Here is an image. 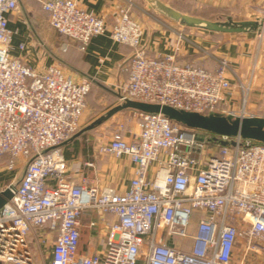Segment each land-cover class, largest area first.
Listing matches in <instances>:
<instances>
[{"label": "built area", "instance_id": "obj_1", "mask_svg": "<svg viewBox=\"0 0 264 264\" xmlns=\"http://www.w3.org/2000/svg\"><path fill=\"white\" fill-rule=\"evenodd\" d=\"M35 1L53 29L83 48L105 34L133 48L121 103L257 117L247 111L252 79L243 81L227 59L212 72L180 63L177 52L151 57L142 26L128 11L108 30L103 18L84 11L77 0ZM20 2L0 0V158L6 157L10 171L19 161L24 168L13 198L0 210V264H35V239L38 247L53 241L50 264H237L238 255L244 264L247 255L263 253V143L140 112L137 132L119 123L99 149L135 165L127 191L102 185L89 173L69 177L62 148L80 132L91 85L77 83L59 66L38 71L11 54L8 15ZM236 90L240 108L221 109ZM90 213L95 215L90 227L103 235L104 244L84 254L83 218ZM38 231L45 232L41 239ZM176 238L188 245L170 241Z\"/></svg>", "mask_w": 264, "mask_h": 264}, {"label": "crops", "instance_id": "obj_2", "mask_svg": "<svg viewBox=\"0 0 264 264\" xmlns=\"http://www.w3.org/2000/svg\"><path fill=\"white\" fill-rule=\"evenodd\" d=\"M80 7L105 20L108 30L128 11L130 16L142 26V43L151 57H163L177 52L180 63H191L209 71H216L220 59L230 61L234 71L243 81L252 79L247 111L251 115L264 118V37L251 30L242 33L213 32L199 26H188L171 19L164 7L183 14L209 19L211 16H223L224 20L239 23L260 21L263 17L264 0H77ZM206 12L209 16H206ZM262 14V15H261ZM9 28L12 31L11 54L21 57L31 67L44 71L51 65L59 66L77 83H89L91 90L87 95L86 108L81 118L80 131L86 129L97 119L122 104L119 90L128 80L125 67L133 54V48L114 42L109 34L91 39L82 47L81 43L59 34L49 23L48 15L35 0H21L19 9L8 15ZM25 48L21 49L20 46ZM226 95L221 109L237 110L241 106V92L236 90ZM140 112L125 109L114 114L103 124L84 131L62 148L69 164V177H78L82 173L95 176L102 185L112 186L119 192L129 188L135 174V165L127 158H110L100 153L103 140L100 137H88L89 132L98 127H109L122 123L123 118H137L138 123L130 127L138 131L141 121ZM116 125V126H117ZM125 137H129L125 134ZM107 143V142H106ZM108 157V158H106ZM0 191L11 183L21 179L23 167L19 161L16 171L7 169L6 157L0 158ZM93 162L94 167L86 163ZM95 215L90 213L83 218L81 251L93 254L100 251L104 244L103 235L93 231L90 222ZM38 231L40 239L45 234ZM89 243L85 246V239ZM52 244L36 247L33 250L35 264H50ZM35 251V252H34ZM243 255H241V258ZM241 264L240 258H235ZM244 264H264V252L246 256Z\"/></svg>", "mask_w": 264, "mask_h": 264}, {"label": "water", "instance_id": "obj_3", "mask_svg": "<svg viewBox=\"0 0 264 264\" xmlns=\"http://www.w3.org/2000/svg\"><path fill=\"white\" fill-rule=\"evenodd\" d=\"M163 9L171 19L179 21L182 24L188 26H199L213 32L242 33L256 30L259 32V34H264V21H243L239 23H234L231 21H210L200 17L183 14L170 8L164 7ZM125 109H135L144 113H163L164 115L189 128L206 130L214 134L224 136H241L244 139L264 144L263 117L257 116L231 119L224 115L205 116L194 112H183L169 106H161L158 104H149L132 100H129L126 103H122L113 108L106 115L97 119L94 123H92L86 129L80 131L74 137H77L84 131L93 129L103 124L114 114ZM16 184L17 182L11 183L8 187L0 191V210L13 198Z\"/></svg>", "mask_w": 264, "mask_h": 264}, {"label": "rangeland", "instance_id": "obj_4", "mask_svg": "<svg viewBox=\"0 0 264 264\" xmlns=\"http://www.w3.org/2000/svg\"><path fill=\"white\" fill-rule=\"evenodd\" d=\"M205 15L206 16H209V13L206 12ZM196 16H198V15H196ZM208 18H209L208 20H210V21H220V20H224L225 17H223V16H211V17H208ZM263 37H264V35H263ZM121 120H123V122H125L128 125V127L134 126V123L135 122H136V124L138 123V119L137 118H133V117L132 118H123ZM116 125H117V123L115 125L113 124V125H111V126H109L107 128H106V126L105 127L104 126L103 127H98L97 129L92 130L91 132H89L86 135H88V137H95V136L97 137L98 136V137H100L103 140V143H106V142H108L111 139L112 134H113V132L116 129ZM108 157L112 158L111 156H108ZM108 157H106V158H108ZM1 161L2 160L0 159V162ZM18 171H20V173H22L23 172V167H21V169L19 168ZM197 218H198L197 216H194L192 222H197L198 221ZM88 238L89 237H86L85 239H83V241L85 240V244H84L85 246H87L88 243H89ZM170 241H172V242L175 241L176 242V245H178V246L179 245H185L186 243L188 245V242L186 240H181V239H178V238L172 239V240L170 239ZM38 246L39 245H38V243H37V241L35 239L33 241V250L36 247L38 248ZM237 258H241V256L238 255Z\"/></svg>", "mask_w": 264, "mask_h": 264}, {"label": "trees", "instance_id": "obj_5", "mask_svg": "<svg viewBox=\"0 0 264 264\" xmlns=\"http://www.w3.org/2000/svg\"><path fill=\"white\" fill-rule=\"evenodd\" d=\"M202 19H204V18H202ZM207 20V19H206ZM255 143H258V142H256V141H254ZM195 216H197L198 218L197 219H199V217H200V215L197 213ZM81 240H82V238H81Z\"/></svg>", "mask_w": 264, "mask_h": 264}]
</instances>
